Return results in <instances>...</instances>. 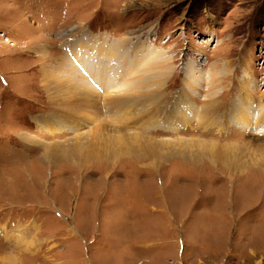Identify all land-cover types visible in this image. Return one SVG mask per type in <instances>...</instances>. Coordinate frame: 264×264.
I'll list each match as a JSON object with an SVG mask.
<instances>
[{
	"label": "rangeland",
	"instance_id": "rangeland-1",
	"mask_svg": "<svg viewBox=\"0 0 264 264\" xmlns=\"http://www.w3.org/2000/svg\"><path fill=\"white\" fill-rule=\"evenodd\" d=\"M262 106L264 0H0V264H264Z\"/></svg>",
	"mask_w": 264,
	"mask_h": 264
},
{
	"label": "bare ground",
	"instance_id": "bare-ground-1",
	"mask_svg": "<svg viewBox=\"0 0 264 264\" xmlns=\"http://www.w3.org/2000/svg\"><path fill=\"white\" fill-rule=\"evenodd\" d=\"M223 78V77H222ZM218 80V79H217ZM212 81H216V80H213L212 79ZM219 83H220V81H218ZM218 82H216V83H218ZM222 83V82H221ZM139 85H143V82H139ZM218 85V84H217ZM246 107L248 108L249 107V104H247L246 105ZM263 108V109H262ZM262 108H260V110L258 111V113L256 112V114H255V116L253 117V121H252V119L250 118V117H252V115H249V116H245V114H244V112H241V116L242 117H244V119H245V125L246 126H248V128H249V130L250 131H256V130H258L259 128H262L261 130H260V132L259 133H256V135L258 134V136H260L259 134L261 133L262 134V132L264 133V106H262ZM127 118V117H126ZM262 136V135H261ZM260 136V137H261ZM220 144V143H219ZM222 146V145H221ZM217 152V151H216ZM228 152V151H227ZM206 155V154H205ZM233 154H232V152H230L228 155H227V161H229V162H231V160H233L234 158V156H232ZM209 156V155H208ZM211 157V156H210ZM216 157V156H215ZM233 158V159H232ZM216 159V158H215ZM220 160V159H219ZM222 161V160H221ZM220 162V161H219ZM250 163H252V162H250ZM261 164H259V163H254L253 165H251L252 167H256V166H258V167H256L257 169H260V170H262V171H264V168H262L261 166H260ZM247 166H248V168H249V165H246L245 167L243 166V168H247ZM261 171V172H262ZM263 264V263H262Z\"/></svg>",
	"mask_w": 264,
	"mask_h": 264
},
{
	"label": "crops",
	"instance_id": "crops-1",
	"mask_svg": "<svg viewBox=\"0 0 264 264\" xmlns=\"http://www.w3.org/2000/svg\"><path fill=\"white\" fill-rule=\"evenodd\" d=\"M149 158V157H148ZM79 176V175H78ZM20 257H22V256H20ZM23 258V260H24V257H22ZM22 258H20V260H22ZM37 259H39V258H37ZM17 260H18V258H17ZM22 260V261H23ZM45 262H46V259H43ZM22 263V262H21Z\"/></svg>",
	"mask_w": 264,
	"mask_h": 264
}]
</instances>
